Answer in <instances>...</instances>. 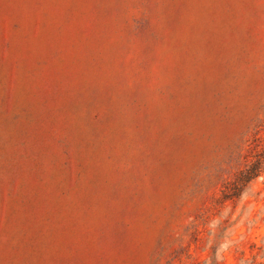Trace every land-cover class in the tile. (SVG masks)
<instances>
[{"label": "rangeland", "instance_id": "1", "mask_svg": "<svg viewBox=\"0 0 264 264\" xmlns=\"http://www.w3.org/2000/svg\"><path fill=\"white\" fill-rule=\"evenodd\" d=\"M0 264H264V0H0Z\"/></svg>", "mask_w": 264, "mask_h": 264}]
</instances>
